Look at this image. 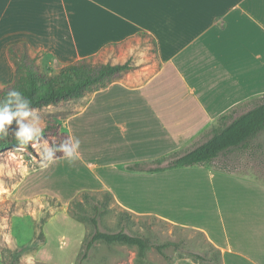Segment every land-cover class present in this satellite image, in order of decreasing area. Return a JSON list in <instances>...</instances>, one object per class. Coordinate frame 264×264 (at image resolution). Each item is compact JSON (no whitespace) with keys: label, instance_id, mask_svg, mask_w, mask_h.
<instances>
[{"label":"crops","instance_id":"1","mask_svg":"<svg viewBox=\"0 0 264 264\" xmlns=\"http://www.w3.org/2000/svg\"><path fill=\"white\" fill-rule=\"evenodd\" d=\"M139 37L150 51L128 52L139 47ZM22 43L30 55L60 66L85 58L130 65L106 88L78 99L83 104L64 120L69 137L80 141L77 160L93 174L92 186L71 199L107 191L134 215L201 230L223 264H264V210H249L245 200L225 223L212 181L219 170L207 172L221 242L205 228L152 211L165 204V194L184 195L183 178L206 166L127 170L194 148L223 116L264 96V0H0V83L13 79L8 47ZM250 182L237 180L233 189L259 194Z\"/></svg>","mask_w":264,"mask_h":264},{"label":"rangeland","instance_id":"2","mask_svg":"<svg viewBox=\"0 0 264 264\" xmlns=\"http://www.w3.org/2000/svg\"><path fill=\"white\" fill-rule=\"evenodd\" d=\"M136 40L140 42L144 38L139 37ZM137 46L139 47L136 49L126 50H133L135 53L141 50L150 51L141 42ZM95 62L104 64L105 58L95 59ZM38 66L44 71L47 66L57 69L60 65L47 56H39ZM4 84L7 82L0 83V87H4ZM81 104L83 103L77 100L36 110L42 128L60 122L57 128L59 135H50L43 140H47L50 146L54 142L60 147V143L67 138L62 134L65 131L63 118L76 112ZM8 129L19 131L16 119ZM32 143L35 142H30L28 148L20 147L0 153V264H197L191 259L177 258L184 253H195L207 258L215 255L213 247L207 244V238L197 232L201 230L176 226L159 219V216H152L153 214L132 215L125 219L121 215L120 207L109 201L102 206L105 202L102 195L94 196V199L86 202L78 198L82 207H71L70 203L74 199L71 197L75 191L92 186V172L84 168L77 158L69 163L66 158L58 157L45 166L38 156L40 146H32ZM211 165L203 170H195L196 174L184 177L183 185L187 190L182 193H186L182 196L175 195V191L165 194V204L157 209L153 208L152 211L205 228L215 234V237H219L218 242H221L224 237L218 226V207L212 198L208 175H212L215 169L219 170L213 173L212 181L217 182V192L221 194L219 210L225 223L227 214H237L238 206L245 200L249 210L257 207L259 211H263L264 132L251 142L248 149L231 150L219 156ZM208 170L212 172H207ZM220 171L236 175L232 177ZM236 179L244 183L253 181L255 189L259 188V194L256 190H234ZM173 185L175 187L174 182ZM231 198L233 201L230 203ZM50 199H54L59 205L48 201ZM73 211L84 218L86 223L73 220L69 216ZM248 212L254 216L261 214ZM53 214L55 217L50 221L47 219L48 222L43 225L39 223L45 215ZM46 218L45 216L44 219ZM88 219H97L102 232L115 233L124 230L145 239L150 246L165 242L178 243L181 251L169 247L164 250V254L169 257L165 259L154 248H149L145 258L140 259L135 247L97 243L89 251L87 259L82 260L84 244L94 232ZM227 230L230 231V227Z\"/></svg>","mask_w":264,"mask_h":264},{"label":"trees","instance_id":"3","mask_svg":"<svg viewBox=\"0 0 264 264\" xmlns=\"http://www.w3.org/2000/svg\"><path fill=\"white\" fill-rule=\"evenodd\" d=\"M7 56L12 66L14 67V74L12 82L4 87H0V98H3L8 91L18 89L24 93L32 102L31 107L36 110H42L49 107H57L62 103L76 101L83 98L89 93L101 90L109 86L114 79L130 69L129 63L123 65L101 64L95 62L94 58H85L72 65L59 66L57 69L52 66L45 67V70H40L38 66L39 56L30 55L26 44H14L8 47ZM13 107H15L13 105ZM64 117L63 120L70 117ZM231 112L227 116L221 118L219 127L211 131L210 136L194 148L173 153L167 157L158 159L151 163L134 164L127 167V170L133 172L157 173L172 170L175 168L184 167H210L211 164L219 156L226 154L234 149H248L251 142L264 132V96L253 101L248 110L234 116ZM60 122L44 127L42 139L48 136H58L57 128ZM65 128V127H64ZM54 129V130H53ZM17 131L7 129L6 139L0 140V153L6 150L20 148L15 134ZM64 137L69 138V134L65 128L62 133ZM66 138V139H67ZM29 144L26 146L28 148ZM56 147H59L56 145ZM56 158L62 157L63 153L57 152ZM102 195L105 199L102 206L107 201L114 206L113 197L109 192H81L77 198L71 203V207H82V202L78 200L81 198L83 202L88 199H94V196ZM93 197V198H90ZM55 203L54 199L48 200ZM59 205V203L56 202ZM97 209L96 207H93ZM121 215L125 219L134 215L126 210L120 209ZM48 214V213H46ZM45 216L47 217L46 219ZM41 218L40 224L43 225L51 215H45ZM69 216L79 223H86L85 219L80 217L74 211ZM153 216V215H152ZM89 223L94 227V232L88 241L85 242L84 251L81 259L85 260L88 257L89 251L97 243H104L106 245H125L128 247H135L137 255L140 259L145 258V253L149 248H154L165 259H169L164 254L167 248H173L175 251H181L178 243L165 242L161 245L150 246L145 239L128 234L124 230L115 233L102 232L99 230L97 219H88ZM166 222V221H165ZM204 236L200 231H197ZM43 235V234H42ZM213 247L215 255L211 258L195 253H184L177 259H191L197 264H223L221 251L215 248L212 244L207 243Z\"/></svg>","mask_w":264,"mask_h":264},{"label":"clouds","instance_id":"4","mask_svg":"<svg viewBox=\"0 0 264 264\" xmlns=\"http://www.w3.org/2000/svg\"><path fill=\"white\" fill-rule=\"evenodd\" d=\"M31 105V100L18 89L8 91L3 98H0V140L6 139L7 129L16 119L19 131L16 132L15 137L20 147H26L30 142H35L32 146L33 144L40 146L41 151L38 156L45 166L54 162L57 152L63 153V156L71 163L78 155L80 141L69 137L60 143V147H56L54 142L50 146L47 140L42 139L44 129L40 126L41 120L36 114V109Z\"/></svg>","mask_w":264,"mask_h":264}]
</instances>
